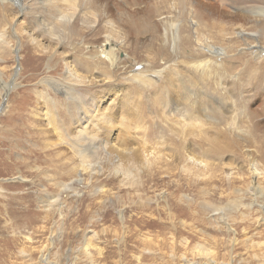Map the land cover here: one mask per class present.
<instances>
[{
  "label": "rangeland",
  "instance_id": "rangeland-1",
  "mask_svg": "<svg viewBox=\"0 0 264 264\" xmlns=\"http://www.w3.org/2000/svg\"><path fill=\"white\" fill-rule=\"evenodd\" d=\"M137 1L158 11L150 18L157 45H149L153 38L146 32L138 37L139 49L134 52L135 34L123 29L125 45L112 50L113 66L104 58L109 50L105 32L77 35L71 37V45L54 46L33 23L39 13L33 0H24L22 13L11 5L22 4L20 0L0 2L4 40L0 49V264H205L207 256L198 253L197 244L210 250L208 258L214 264H264L260 255L264 252V39L260 34L264 15L244 10L223 14L214 0H189L183 7L177 0ZM194 11L200 19L192 15ZM107 15L113 23L120 17L111 11ZM98 20L101 27L105 19ZM240 31L243 37L237 35ZM186 34L192 36L198 56L182 52L179 39ZM203 36L210 39L207 49L213 53L212 60L205 47L203 51L196 47V37ZM77 47L82 58L93 57L100 63L99 71H80ZM222 50L227 55L221 56ZM206 61L211 65L205 70L201 62ZM65 64L77 66L78 75L89 81L96 78L87 92L74 91L83 100L101 99L96 102L112 118L115 135L109 139L117 148L142 147L145 141L147 149L159 151V159L133 172L135 183H121L109 165L100 164L79 182L72 180L71 190L55 189L56 167L73 158L66 144V134L72 132L63 119L72 113L74 94L68 91L67 96L52 85L63 83ZM179 76L195 80L198 97L210 90L222 93L227 102L225 115L231 127L206 121L208 126L192 132L195 139H207L203 153L193 154L209 164L205 172L173 160L171 145L160 152L157 144L160 125L177 121L173 113L168 118L163 115L162 99L167 94L172 107H180L179 89L170 84V78L175 81ZM202 77L207 80L200 81ZM37 92L44 101H37ZM141 100L146 105L138 118L134 108ZM198 102L205 101L199 97ZM36 109L54 116L65 144L59 145L61 138L31 115ZM42 127L45 136L39 134ZM220 129L227 140L216 137ZM88 131L100 133L93 127ZM220 146L222 154H205L206 149ZM41 151L55 156L43 160ZM31 152L35 157L29 158ZM251 162L261 173L257 177L251 175ZM58 194L59 201L52 207L42 203L44 197Z\"/></svg>",
  "mask_w": 264,
  "mask_h": 264
},
{
  "label": "bare ground",
  "instance_id": "bare-ground-1",
  "mask_svg": "<svg viewBox=\"0 0 264 264\" xmlns=\"http://www.w3.org/2000/svg\"><path fill=\"white\" fill-rule=\"evenodd\" d=\"M4 1L5 0H0V2H4ZM20 1L22 4L17 5L15 4V2H13L11 3V5L14 8H16L18 12L22 13L24 11L23 7H25V4H23L24 0H20ZM100 1L103 2L101 6L98 5V3L94 2V0H33L37 12H39V13L36 12L37 14L33 23L36 25L39 32H41L42 35L41 37L46 39L48 43L50 44L53 43L54 46L61 45V47L65 46L66 44L71 45V40H72L71 37H76L77 35H79L78 37L80 38L83 36H89L91 34L95 36L96 34H99V32H105L106 33L105 37L107 40L105 44L108 45L109 50L104 53V58H107V60L110 62L112 66L115 63L114 62L115 60L112 61L113 58L111 57L112 50L116 48V45L117 46L125 45V39L121 35L123 29L128 30L129 33L132 32L135 34L133 40L131 41L132 42L131 46L134 49V52L136 51V49L137 50L139 49L138 37L140 35H145L146 32H151L153 38V40L150 41L151 44L149 43V45H153V44L157 45L156 41L158 40V38L156 37L155 34H153L154 32L153 29L155 26L153 23H151L152 19H150L155 14L158 13L155 6L145 3V1L138 2L137 0H100ZM187 1L189 0H177L178 5L179 3H181V7H183L182 6L183 3H186ZM214 1L217 3L223 14H227L231 10H235V11L244 10L245 12L247 11L258 15H264V4H263L264 0H214ZM205 4H203L202 6H205ZM138 6L141 7L138 8ZM110 11H111V15H113V12H115L116 15L119 14L120 16L117 18V21L115 23L107 20V16H108L107 14ZM191 13L194 17H198L197 11ZM41 14H43V16H46L48 20H44ZM99 17H102L103 20L105 19V21H102L101 27H99L98 24ZM198 18L200 19V16ZM79 23L80 25H78ZM171 27L174 28L173 25ZM183 28L184 27L181 26L180 30H182ZM70 31H72L73 34ZM43 32H47L46 36H43L42 34ZM243 32L240 31L237 35L243 37V35H245V33ZM182 33H187V30L186 29L184 31L182 30ZM260 34L262 35V39H264V29L261 30ZM252 36L255 37L256 35L253 34ZM175 39L176 36L173 39V43H175ZM179 40L180 43L179 42L178 43L182 44V52L189 54L190 57L198 56L196 54V51L193 49L194 42H192L191 35L189 36L186 34V36H182ZM209 40H210L209 38L203 36V39L196 37L195 42L197 43L196 47L199 46L202 47L201 49L202 51L205 47L206 51L209 54H211L209 55V57L211 58L213 56V53L210 49L209 50L207 49ZM205 45H207V47ZM3 47H4V40H3V36L0 33V49H2ZM76 49H77L76 62H80L82 64V66L80 67L83 68L82 70H80L81 72L84 70V72L86 73H92L94 70H98V71L100 70V66H99L100 63L95 61V58L94 60L93 57L92 59L90 58L91 60L87 58H82L80 56L82 52L81 48L77 47ZM223 51L224 50H222V52ZM225 53L223 52V54L221 53L220 54L221 56L222 55L225 56L227 55V53L226 54ZM211 60L209 59V61ZM214 61L215 59L213 60V62ZM201 65L202 68H205L206 70L208 68V65L211 64L208 61H206V62H201ZM215 65H217L216 62ZM75 69L72 66L69 67L68 65L65 64L64 77L62 78L63 83H61V81L52 82L54 88L61 91V93L66 95L68 94V91L73 93L74 96L73 98H71V102L75 104L72 109V113L70 111L66 115L63 111V113L65 114L64 115L65 118L62 116V118H64L63 122L65 123L69 122L68 123V125L70 126L69 130L72 132L71 135L66 134L69 141V143L67 142L66 144H68L71 147L73 151L72 153L73 158H68L63 162H60V164L56 167V171L58 172L57 174H59V177L55 179V182H57L55 183L54 186L55 189H57L58 192L68 191V189L71 190L72 180L79 182V178L82 177L85 173H89V171H91V167H99L100 164L106 166L109 165L110 169L113 171L114 176H116L121 183L127 182L128 184L129 181L135 183L137 178L134 175L135 173L134 171H137V173L141 172L144 170V168H146L149 165V163H152L156 159H159L160 157V154L158 153L159 151L157 152L156 149L154 148L147 149L146 147L147 144L145 141L143 142L144 146L142 145V147L132 146L127 149L117 148L115 144H113V141L109 139V137L112 139L113 135H115L114 123H112V118L109 115L105 114V111L101 107H99L100 106L99 103L101 99H99V97L91 98L89 96L85 100H83L77 96L76 93L77 91L76 92L74 91L78 88H82L84 92H87V89L91 87V84L95 82L96 78H92V81H89L88 79H86L85 76L78 75L77 71H79V68L77 66H75ZM134 78H140V76H136ZM206 80L207 79L204 77L200 79V81H206ZM172 82L173 85L175 83L179 89V93H180L179 97H180L181 105L180 107L179 106L172 107V103L169 101L168 95L165 94L164 98L162 99L163 115L168 118L173 113V118L174 117L177 118V121L179 122L178 123H176L177 121L171 122L173 123L171 125L169 121H164V123L160 125L161 136L158 137V141H157L159 150L161 149L160 150L161 152L163 150L162 148H164L167 145H171L172 155L170 157L173 160L176 161L182 160L192 169H195L197 172H205V170L208 169L209 164L195 157L193 154L196 151H201L203 153L204 149L202 150V145L204 144V141H207V139L203 137L195 139L193 138L195 135L192 137V132L196 130V128L202 129L206 121H210V123L212 122L213 125L215 124L216 126H220V127L222 126L223 128L231 127L232 125L229 124V122L227 121L228 116L226 117L225 115L227 102L225 103V98L222 93H218L214 91L212 93H209L210 91L209 90L199 93V97L203 98V100L205 101L199 103L198 94L194 90L196 83L195 80L188 79L185 76H179L175 81H173V79L170 78V84ZM36 95H37V101L38 100L44 101V98L40 94H38V92ZM207 99L208 102H206ZM96 100H100V101L96 102ZM145 105H146L145 101L141 100L140 102H138V105L134 108L135 115H137L138 118L141 115V112L145 107ZM38 109H36L34 113L31 115L34 116L36 119L42 120L46 124L45 128L48 127L50 130L56 133L58 138H61L59 145L65 144V141L62 140L65 139L64 136L62 137V134H64L62 133L63 130L62 132L57 133V128L53 120L54 116L52 118L49 115L50 112L46 110L47 108L45 109V111H47L48 113L46 112L43 113ZM167 111L169 115H167ZM230 115L232 116V114ZM172 121H174V119ZM91 127L96 128L97 131L100 133L96 134L94 132L95 134L94 133L91 134V132L88 131ZM45 128L42 127V130L41 129L38 130L40 136L46 135V133L44 132ZM239 130L241 129L239 128ZM222 131L220 129V131L217 132L216 137L220 138L221 140L223 139L225 141L227 140V137L225 133ZM104 137L106 139H104ZM168 142H170L171 144H169ZM216 148L215 150H213L212 148L206 149L205 154L206 153L208 155L214 154L213 156H216L218 154L223 153L222 149L224 148H221V146ZM113 150L115 153L111 152ZM41 153L43 160H45L46 157H49L48 160L50 161L51 159L50 157L54 158L55 156L54 152L52 151H49L48 156L45 154V151L44 153L43 151H41ZM87 156H90L92 159L90 161H87L86 160ZM30 157H35V152L34 153L31 152L29 158ZM249 166L252 177H257L261 174L259 173L258 166L255 162L254 163L251 162ZM146 181L148 182V180ZM250 190L254 191V189H250ZM255 190L257 191L259 189H255ZM58 201H59V194L56 197L55 196L44 197L42 203L47 204L46 207L50 208ZM141 206H139V208ZM144 209L148 210L146 206H144ZM144 209L142 210V212L144 211ZM93 238L94 239L97 238L96 234H93ZM89 246L90 244H87L85 247H89ZM195 248L197 249L198 253L201 256L203 257L207 256L205 264H214L213 260L208 258L210 255V250L206 248L205 245L197 244ZM263 253L264 252L262 251V253L260 254L262 256L261 259H264ZM258 257L254 255V259H257Z\"/></svg>",
  "mask_w": 264,
  "mask_h": 264
}]
</instances>
